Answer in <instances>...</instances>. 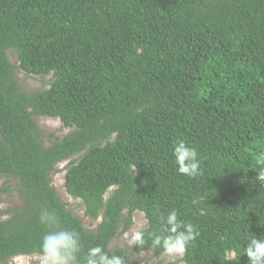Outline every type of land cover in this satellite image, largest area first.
<instances>
[{
	"label": "trees",
	"instance_id": "obj_1",
	"mask_svg": "<svg viewBox=\"0 0 264 264\" xmlns=\"http://www.w3.org/2000/svg\"><path fill=\"white\" fill-rule=\"evenodd\" d=\"M9 51L26 73L52 74L50 87L22 90ZM35 116L74 130L46 146ZM178 140L197 150L199 175L178 173ZM261 154L264 0H0V179L17 180L24 200L0 220V264L43 255L53 227L79 234L76 264L93 246L123 264L160 257L149 234L173 210L200 233L186 264H248L249 239H264ZM68 159L66 191L102 216L94 230L52 184ZM42 211L57 224H42ZM136 211L146 243L112 250Z\"/></svg>",
	"mask_w": 264,
	"mask_h": 264
},
{
	"label": "clouds",
	"instance_id": "obj_2",
	"mask_svg": "<svg viewBox=\"0 0 264 264\" xmlns=\"http://www.w3.org/2000/svg\"><path fill=\"white\" fill-rule=\"evenodd\" d=\"M172 154L179 174L189 178L199 175L200 160L194 147L178 140L172 147ZM257 163L256 180L264 186V154L258 157ZM39 219L42 224L50 227L57 224V217L48 211H42ZM160 225L159 234H149L151 247L162 248L170 256L182 257L188 245L200 234L193 224L178 219L174 210L166 217H160ZM125 238L131 246L146 243L145 232L142 230H136L130 235L125 233ZM41 248V264H76L77 253L80 252V237L75 231L56 230L53 227L43 236ZM244 251L248 264H264V239L250 238ZM235 258L236 254L233 252L229 259ZM86 264H123V260L118 255H109L101 246H93L87 252Z\"/></svg>",
	"mask_w": 264,
	"mask_h": 264
},
{
	"label": "rangeland",
	"instance_id": "obj_3",
	"mask_svg": "<svg viewBox=\"0 0 264 264\" xmlns=\"http://www.w3.org/2000/svg\"><path fill=\"white\" fill-rule=\"evenodd\" d=\"M8 54L10 60L16 66V77L22 87V90L26 92H32L50 87L51 80L53 78L52 74L46 76L28 74L23 69H21L17 56L12 51H9ZM34 118L44 133L42 142L46 146H48L51 140L54 138H61L74 130L72 127L64 126L58 118L46 116H35ZM82 154L83 152L73 156L71 159L79 158ZM71 159L57 164L51 176L52 184L57 190L61 200L63 201V204H66L67 208L82 220L84 226L88 230H94L101 221L102 216H100L98 219L87 217L85 215V206L82 204L81 200L70 196L65 188L66 168ZM0 201L1 208L6 211V214L0 217V220L10 217L13 214L14 209L23 205L22 203L24 200L22 198L20 185L17 180L9 176H4L0 179ZM147 222L148 221L143 212H134L132 227L128 231L120 233L118 236H116V238L111 242L110 248L112 250L121 248L128 249L129 252L133 251L134 245L131 246L129 244L128 240L125 238V233L130 235L136 230H142L147 226ZM231 255L232 254H230V256ZM183 256H170L167 253H163L160 257H156L151 251L146 250L141 253H134L129 258V260L135 264H153L156 262H163L164 264H186L183 260ZM42 257V254L20 255L10 259L8 264H41Z\"/></svg>",
	"mask_w": 264,
	"mask_h": 264
}]
</instances>
